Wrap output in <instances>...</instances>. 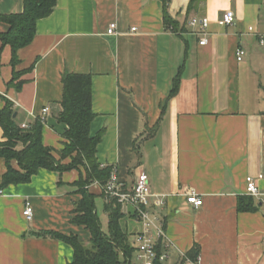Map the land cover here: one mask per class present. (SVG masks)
Listing matches in <instances>:
<instances>
[{"label":"crops","instance_id":"0c3cea01","mask_svg":"<svg viewBox=\"0 0 264 264\" xmlns=\"http://www.w3.org/2000/svg\"><path fill=\"white\" fill-rule=\"evenodd\" d=\"M189 8L190 0H57L33 41L18 50L16 64L12 46L0 38V110L10 104L22 127L49 107L43 143L59 151L66 128L58 121L62 75L91 74V133L102 132L97 160L126 189L147 173L151 234L166 256L161 264H264V0H201ZM23 9L24 0H0V14ZM228 10L235 13L231 24L223 20ZM194 18H207L208 26ZM112 22L117 32L108 34ZM8 30L0 20V32ZM12 164L21 170L17 160ZM6 172L0 157V264H69L72 246L42 233L90 240V231L72 221L84 167L40 168L28 183L3 185ZM250 176L259 195L247 192ZM89 185L96 206L103 198L106 229L100 219L108 231L107 199L99 185ZM192 192L203 205L188 202ZM27 200L32 221L23 215ZM248 203L253 210L240 208ZM122 212L132 234L131 262L138 263L143 223L133 206L122 205Z\"/></svg>","mask_w":264,"mask_h":264},{"label":"trees","instance_id":"16d2710c","mask_svg":"<svg viewBox=\"0 0 264 264\" xmlns=\"http://www.w3.org/2000/svg\"><path fill=\"white\" fill-rule=\"evenodd\" d=\"M163 1L167 3V0ZM200 2L201 0H190L189 9H195ZM56 5L57 0H24L22 12L0 14V20L9 25L7 32H0V38L3 44H10L13 48V64L18 62V50L33 41L38 21L48 17ZM62 82L64 93L58 121L65 124L66 128L62 134L64 147L59 151L43 143L44 122L40 118L24 128L15 122V112L10 104L0 110V125L6 137V140L0 141V157H4L7 162L3 185L28 183L40 168L62 173L79 166L84 167L85 175L81 173L76 183L82 197L76 201L72 221L84 225L90 231V240L86 242L77 235L56 231H44L42 235L54 237L72 246L74 256L69 264H133L131 258L134 247L129 233L122 226V205L103 194L107 199L105 210L109 217V229L105 231L97 212L96 194L87 187L95 180L104 184L112 173V167L102 166L96 156L102 132L95 135L91 133L95 118L92 76L66 71L62 75ZM18 142H22V149H16ZM68 157L73 160L70 164L64 162ZM13 159L17 160L21 170L13 166ZM240 208L253 210L254 205L241 204ZM155 264H161V261Z\"/></svg>","mask_w":264,"mask_h":264},{"label":"built area","instance_id":"2783aa9c","mask_svg":"<svg viewBox=\"0 0 264 264\" xmlns=\"http://www.w3.org/2000/svg\"><path fill=\"white\" fill-rule=\"evenodd\" d=\"M235 19V13L232 10H228L224 13L223 20L227 24L233 23ZM200 22L203 29L208 26V19L202 18L200 21L196 18L192 19V23L196 24ZM135 30V28H133ZM117 32V23L112 22L108 29V34H115ZM207 38L203 37L200 40L201 44H205ZM237 59L242 60L245 50L239 48L237 50ZM49 111V107H45L42 110L44 121V115ZM22 127H29L28 124H22ZM92 184L99 185L103 193L108 199H113L121 205H131L134 207L135 213L138 218L143 223V228L136 235V248L138 251V263L137 264H155L157 261H163L165 259V254H159L156 251L155 243L152 236V230L156 223L150 215L148 206L150 204L151 196H153L150 180L146 172H141L137 175L135 183L131 189H126L124 183L118 180L114 172L111 173L110 178L104 184L98 180L92 182ZM88 185L87 187H89ZM247 192L251 195H259L260 188L257 184V181L254 177L250 176L247 179ZM187 200L189 203L193 204L195 207H200L203 205L204 200L202 197L197 195L195 192H192L188 195ZM23 215L27 221H32L34 217V209L30 200L25 202L23 209ZM162 231L158 229V234L161 235ZM195 263V262H194Z\"/></svg>","mask_w":264,"mask_h":264},{"label":"rangeland","instance_id":"374dc122","mask_svg":"<svg viewBox=\"0 0 264 264\" xmlns=\"http://www.w3.org/2000/svg\"><path fill=\"white\" fill-rule=\"evenodd\" d=\"M71 160H69L67 162V164H70L73 160L72 158H70ZM103 198H100L99 200H97V210H98V215L102 218V223L104 224V229L107 228V216L103 210ZM132 224L130 223L129 225V230H130V233H131V230H132ZM130 237L132 238V234H130ZM133 264H137V259L133 258L132 260ZM123 264V263H122Z\"/></svg>","mask_w":264,"mask_h":264}]
</instances>
